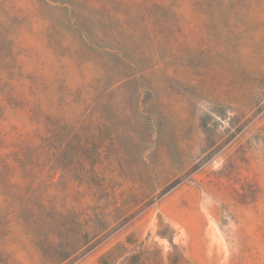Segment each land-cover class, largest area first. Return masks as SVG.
Here are the masks:
<instances>
[{"label":"rangeland","instance_id":"1","mask_svg":"<svg viewBox=\"0 0 264 264\" xmlns=\"http://www.w3.org/2000/svg\"><path fill=\"white\" fill-rule=\"evenodd\" d=\"M109 250L264 264V0H0V264Z\"/></svg>","mask_w":264,"mask_h":264},{"label":"trees","instance_id":"2","mask_svg":"<svg viewBox=\"0 0 264 264\" xmlns=\"http://www.w3.org/2000/svg\"><path fill=\"white\" fill-rule=\"evenodd\" d=\"M89 241L86 242V244L89 243ZM40 245L41 246H39V247H40V251L42 252V254L45 256V258L48 261H52L51 255L48 252V249H49L48 246L45 243H43V242ZM65 259H67V257ZM111 261H112V250L111 251L110 250L107 251L106 253L101 255L100 258H99V264H111Z\"/></svg>","mask_w":264,"mask_h":264}]
</instances>
